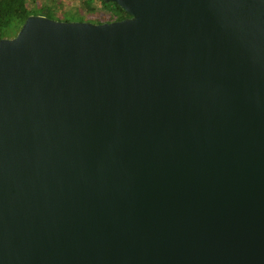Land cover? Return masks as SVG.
Returning a JSON list of instances; mask_svg holds the SVG:
<instances>
[{
  "label": "water",
  "instance_id": "95a60500",
  "mask_svg": "<svg viewBox=\"0 0 264 264\" xmlns=\"http://www.w3.org/2000/svg\"><path fill=\"white\" fill-rule=\"evenodd\" d=\"M0 38V264H264V0H103Z\"/></svg>",
  "mask_w": 264,
  "mask_h": 264
},
{
  "label": "trees",
  "instance_id": "16d2710c",
  "mask_svg": "<svg viewBox=\"0 0 264 264\" xmlns=\"http://www.w3.org/2000/svg\"><path fill=\"white\" fill-rule=\"evenodd\" d=\"M34 0H0V38L13 37L26 18L31 14H41L56 20H67L58 17V14L53 11V15L49 14L51 6L48 3H43L40 6L35 5ZM86 10H95L96 3L101 5L105 14L109 17L87 16L80 14L85 18L94 19L93 23H102L105 21L121 20L128 16L122 9L114 2H104L103 0H84ZM82 21V20H81Z\"/></svg>",
  "mask_w": 264,
  "mask_h": 264
},
{
  "label": "rangeland",
  "instance_id": "374dc122",
  "mask_svg": "<svg viewBox=\"0 0 264 264\" xmlns=\"http://www.w3.org/2000/svg\"><path fill=\"white\" fill-rule=\"evenodd\" d=\"M83 1L84 0H34L33 3L38 6L43 3H48V5L51 6V10H48L49 14L53 15L54 11L61 19L95 22L94 19L81 16V13L87 15L88 17L91 15L101 18L109 17V15L105 14L104 9L101 8L99 3H96V9L91 11L86 10Z\"/></svg>",
  "mask_w": 264,
  "mask_h": 264
}]
</instances>
